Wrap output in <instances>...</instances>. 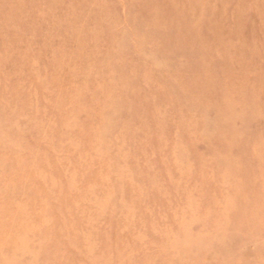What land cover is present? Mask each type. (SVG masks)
Masks as SVG:
<instances>
[{
	"label": "rangeland",
	"instance_id": "1",
	"mask_svg": "<svg viewBox=\"0 0 264 264\" xmlns=\"http://www.w3.org/2000/svg\"><path fill=\"white\" fill-rule=\"evenodd\" d=\"M0 264H264V0H0Z\"/></svg>",
	"mask_w": 264,
	"mask_h": 264
}]
</instances>
